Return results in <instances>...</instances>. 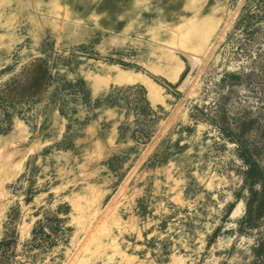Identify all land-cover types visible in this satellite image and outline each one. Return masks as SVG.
I'll return each instance as SVG.
<instances>
[{
  "label": "rangeland",
  "instance_id": "obj_1",
  "mask_svg": "<svg viewBox=\"0 0 264 264\" xmlns=\"http://www.w3.org/2000/svg\"><path fill=\"white\" fill-rule=\"evenodd\" d=\"M0 264H264V0H0Z\"/></svg>",
  "mask_w": 264,
  "mask_h": 264
},
{
  "label": "trees",
  "instance_id": "obj_2",
  "mask_svg": "<svg viewBox=\"0 0 264 264\" xmlns=\"http://www.w3.org/2000/svg\"><path fill=\"white\" fill-rule=\"evenodd\" d=\"M237 78H238L237 76H228V79H237ZM222 117H223V119L225 120V118H224V117H225L224 114H222ZM226 129H228V127H226L225 130H226ZM242 156H243V158L246 159L244 153L242 154ZM252 172L254 173V170H253Z\"/></svg>",
  "mask_w": 264,
  "mask_h": 264
}]
</instances>
